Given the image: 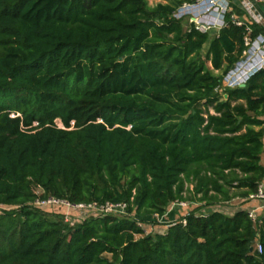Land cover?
Masks as SVG:
<instances>
[{
  "label": "trees",
  "instance_id": "1",
  "mask_svg": "<svg viewBox=\"0 0 264 264\" xmlns=\"http://www.w3.org/2000/svg\"><path fill=\"white\" fill-rule=\"evenodd\" d=\"M196 2L0 0V264H264V217L217 209L264 181V70L223 87L264 27L232 4L185 28ZM50 197L128 207L72 224ZM187 201L165 233L137 220Z\"/></svg>",
  "mask_w": 264,
  "mask_h": 264
},
{
  "label": "built area",
  "instance_id": "2",
  "mask_svg": "<svg viewBox=\"0 0 264 264\" xmlns=\"http://www.w3.org/2000/svg\"><path fill=\"white\" fill-rule=\"evenodd\" d=\"M198 2L199 0H197V2L194 4L191 5L185 4V5L194 6ZM207 4L208 6H211L209 11H211V9H217L216 11L218 13V16H220L224 7L222 0H207ZM260 4L264 5V0H242L243 8L247 11H251L254 7H258ZM176 15L177 12L175 16ZM226 15L227 13L224 12L222 15L224 16V19ZM253 18L255 19L254 23L260 25L261 21L264 19V15L258 13L257 10ZM237 24L242 25V23L240 22H237ZM225 25H226V21H225ZM197 29L200 30L199 28ZM248 30L250 31V29ZM262 36L264 35L258 36L255 40H253L249 36L245 38V44L248 47V49L244 52L243 57L240 59V61L233 66V68L230 70L228 75L224 78V80L227 82L228 88H238L244 85L246 86L247 82L251 79L252 76L260 72L261 70H264V44L257 41V39ZM244 57L245 58L247 57L248 61H245ZM244 61L246 63H244ZM57 125L63 128V125L61 124L62 126H60L58 122ZM245 202L247 204L251 202L257 203L256 207L247 208L246 210L248 211L249 218L254 222V224H259L262 217H264V182H262L259 185L257 192L250 195ZM178 204L187 206L184 202L175 203V205ZM33 205L35 207H41V208L42 207L63 208L66 210V222H70L72 224H74L75 221L78 220V218H71L70 217L71 213L79 214V215L84 214L86 216H107V215L124 216L126 214V210L128 207V204L124 202L123 203L106 202L101 205H98L96 203L74 204L68 200H62L55 197H50L48 199H37ZM6 209L9 210L12 208L0 205V213ZM167 214L163 217L159 215H155L156 221L163 223L164 221H162L161 219H164L167 216ZM175 223L176 221L169 223V225H174ZM183 223L186 224V221H183ZM140 226L142 227L141 223ZM254 251L258 254H262L263 252V246L258 240L254 244Z\"/></svg>",
  "mask_w": 264,
  "mask_h": 264
},
{
  "label": "rangeland",
  "instance_id": "3",
  "mask_svg": "<svg viewBox=\"0 0 264 264\" xmlns=\"http://www.w3.org/2000/svg\"><path fill=\"white\" fill-rule=\"evenodd\" d=\"M150 6H156L159 3H167L168 0H148ZM224 7L223 11L221 12L220 16H218L217 9H211V6H208L207 0H199V2L194 6L189 5H183L180 10L177 12V18H181L184 21L185 28H188L189 25L194 24L197 28H199L202 32H209L214 36L216 33L219 32L224 26H225V19L223 13H230L233 11L234 13V19L238 20L239 16L235 13V11L232 9V4L237 5L245 14L243 15V20L247 21L249 23H254L255 19L253 18L254 14H256L257 10L258 13L261 15H264V5L260 4L258 7H254L251 11H247L243 8L242 0H222ZM261 26L264 27V19L260 23ZM258 42L264 44V36L259 37L257 39ZM208 46L205 47L203 50V55H206ZM246 56V55H244ZM248 57V56H247ZM247 57L245 61H248ZM247 59V60H246ZM244 61V63H246ZM211 68V67H210ZM212 69V68H211ZM214 74L220 75L219 71H214ZM223 87H228L227 82L224 80ZM222 91V90H221ZM60 126L61 122L57 121ZM188 188H190V185L187 184ZM189 196V195H188ZM185 205H171L168 208V214L164 219H161L164 221L163 223H160L159 221H156V217L153 216V218L150 219L149 222H142L140 219H137L140 221L142 227L145 229L146 234L156 235L158 233H165L168 229V225L171 222H175L180 220L182 217L187 215L192 209L196 207L195 204H192L190 201L184 202ZM245 204H242L241 200H233L230 203H223L219 206H217V209H220L224 212L226 211H236L240 208H243ZM185 206V207H184ZM182 210V213L177 212L178 210ZM177 212V213H176ZM180 213V214H179ZM181 215V216H180ZM71 218H82L79 214H72L70 215ZM85 217V216H84ZM83 217V218H84ZM136 218V217H135ZM110 257V255H107Z\"/></svg>",
  "mask_w": 264,
  "mask_h": 264
},
{
  "label": "crops",
  "instance_id": "4",
  "mask_svg": "<svg viewBox=\"0 0 264 264\" xmlns=\"http://www.w3.org/2000/svg\"><path fill=\"white\" fill-rule=\"evenodd\" d=\"M262 163H263V165H264V152H263V154H262ZM264 182V181H263ZM238 199V198H237ZM237 199H235V200H237ZM238 200H241V199H238ZM242 201V200H241ZM257 206V203H255V202H251V203H246L245 205H244V209H247V208H252V207H256ZM177 212H180V213H182V210H178ZM176 212V213H177ZM235 211H232L231 212V210L230 211H226V213H229V214H233ZM179 213V214H180ZM181 216V215H180Z\"/></svg>",
  "mask_w": 264,
  "mask_h": 264
},
{
  "label": "water",
  "instance_id": "5",
  "mask_svg": "<svg viewBox=\"0 0 264 264\" xmlns=\"http://www.w3.org/2000/svg\"><path fill=\"white\" fill-rule=\"evenodd\" d=\"M242 87H245V85L244 86H242ZM211 211V210H210Z\"/></svg>",
  "mask_w": 264,
  "mask_h": 264
}]
</instances>
